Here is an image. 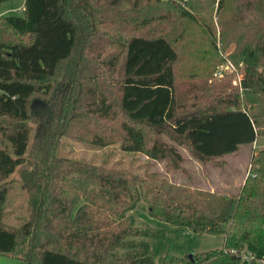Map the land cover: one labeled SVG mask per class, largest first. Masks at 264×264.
Masks as SVG:
<instances>
[{
	"label": "trees",
	"instance_id": "obj_1",
	"mask_svg": "<svg viewBox=\"0 0 264 264\" xmlns=\"http://www.w3.org/2000/svg\"><path fill=\"white\" fill-rule=\"evenodd\" d=\"M69 1L25 0L21 11L0 15V253L26 264H156L147 237L158 235L131 212L144 199L152 216L179 230L225 233L224 246L165 264H249L243 251L263 256L264 148L252 155L230 211L219 213L192 196L184 202L157 192L152 174L64 157L57 147L62 135L99 146L120 142L184 169L179 145L207 162L264 136V0H109L133 10L137 26L195 24L214 45L215 9L230 16L219 22L221 43L232 60L244 62L243 93L234 94L208 80L179 90L175 40L185 27L174 39L165 31L131 34L118 52L86 54L54 92L53 78L77 44ZM78 1L94 17L103 0ZM18 169L29 192L27 218L12 225L4 210Z\"/></svg>",
	"mask_w": 264,
	"mask_h": 264
},
{
	"label": "rangeland",
	"instance_id": "obj_2",
	"mask_svg": "<svg viewBox=\"0 0 264 264\" xmlns=\"http://www.w3.org/2000/svg\"><path fill=\"white\" fill-rule=\"evenodd\" d=\"M24 1H4L0 6V15L21 11ZM123 4L113 5L109 0H103L95 6L96 13L92 17L78 0L69 1V12L77 24V44L72 59L65 62L57 76L53 78L54 92L67 81L66 74L71 71L69 69L79 66L80 58L86 54H98L103 47L105 50L118 52L121 50L124 37L131 34L151 35L165 31L170 32L174 39L179 30L185 27L187 28L185 36L175 40L180 52L177 63L179 90L184 91L192 84H202L208 80L226 83L227 87L224 90L229 93L234 94L237 91L243 93L241 81L244 62L232 60L229 57L230 52H225L221 43L219 22L221 18L230 19V16L218 17L215 9L213 23L216 25V45H214L207 30L195 24H190L189 30L187 23L181 22L180 25L178 21L173 23L169 20H156L150 25L137 26L136 20L133 19L134 11L127 9ZM161 5L165 7L168 3ZM227 33L230 36L234 34L233 26L228 27ZM220 69L221 75L217 74ZM164 138L170 141L168 137ZM257 140L252 145L242 144L238 151L207 162L199 161L186 146L179 145L184 156V169L171 167L167 160L150 158L144 152L124 149L120 142L99 146L70 135L60 137L57 152L64 157L131 169L142 175L152 174L149 180L157 192L167 191L169 195H176L184 202L192 196L191 198L202 201L210 211L222 213L230 211L228 203L230 198L239 194L241 184L248 175L252 155L264 148V136H258ZM10 180L13 181V187L5 203L4 220L9 224L19 225L27 218L29 192L23 184L20 169L10 176ZM131 212L134 213L138 225L148 223L141 225V228L155 230L158 235L150 234L147 237L152 244L156 264H165L167 263L165 260L172 256L187 259L191 252L198 256L201 251L212 250L225 244L224 231L196 232L189 228L179 230L176 224L152 216L148 209V201L144 199ZM0 264L26 263L11 253H0Z\"/></svg>",
	"mask_w": 264,
	"mask_h": 264
},
{
	"label": "built area",
	"instance_id": "obj_3",
	"mask_svg": "<svg viewBox=\"0 0 264 264\" xmlns=\"http://www.w3.org/2000/svg\"><path fill=\"white\" fill-rule=\"evenodd\" d=\"M217 74H222V69H220L219 71H217ZM234 253H237V251L235 250H231ZM241 258L244 261H247V263L249 264H264V255L263 256H256L251 252L248 251H243L241 253Z\"/></svg>",
	"mask_w": 264,
	"mask_h": 264
},
{
	"label": "water",
	"instance_id": "obj_4",
	"mask_svg": "<svg viewBox=\"0 0 264 264\" xmlns=\"http://www.w3.org/2000/svg\"><path fill=\"white\" fill-rule=\"evenodd\" d=\"M193 255H194L193 252L189 253V256H190L191 258H193Z\"/></svg>",
	"mask_w": 264,
	"mask_h": 264
},
{
	"label": "crops",
	"instance_id": "obj_5",
	"mask_svg": "<svg viewBox=\"0 0 264 264\" xmlns=\"http://www.w3.org/2000/svg\"><path fill=\"white\" fill-rule=\"evenodd\" d=\"M257 141H258V140L256 139V141H255L254 143H256ZM254 143H251V145L254 144ZM241 145H242V144H241ZM241 145H240V146H241ZM244 180H245V179H244ZM241 185H242V184H241ZM241 185H240V186H241Z\"/></svg>",
	"mask_w": 264,
	"mask_h": 264
}]
</instances>
